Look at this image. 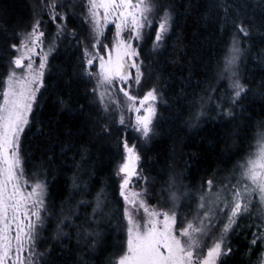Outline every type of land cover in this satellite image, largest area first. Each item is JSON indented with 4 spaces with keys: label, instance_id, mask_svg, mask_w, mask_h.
<instances>
[{
    "label": "snow or ice",
    "instance_id": "obj_1",
    "mask_svg": "<svg viewBox=\"0 0 264 264\" xmlns=\"http://www.w3.org/2000/svg\"><path fill=\"white\" fill-rule=\"evenodd\" d=\"M250 4L254 5L251 10ZM208 7L219 16L221 32L231 28V40L226 45L223 66L218 73V78L227 81V86L221 95H213L219 89L212 88L199 99L189 100L191 110L186 123L190 127L199 126L209 114L210 104L214 106L211 111L221 121L236 120V108L250 92L239 72L242 58L246 53L251 55L250 42L254 36L264 37V0H210ZM31 8L30 27L13 33L19 37L18 42L7 41L9 67L6 79L0 82V264H50L46 258L51 250L41 252L37 247L40 233L51 223L49 217L54 210L47 203V181L39 174L28 177L24 172L21 138L26 129L30 130L33 105L41 88H45L48 59L59 46L58 42L67 41L82 51L75 74L95 81L92 95L98 109L80 106L81 112L88 113L95 136L111 137L112 121L118 117V123L125 125L124 111H128L136 114L131 126L147 142L156 135L153 121L160 92L155 85L149 86L142 98L130 91L132 85L147 84L140 44L145 40V29H152L155 21L154 38L149 37L152 50L162 48L176 16L175 5L164 0H31ZM257 10L261 12L259 20ZM45 14L56 26L47 42ZM76 16L81 18L82 26H87V36L76 27H70ZM108 24L115 27L110 44L102 42L106 39L104 33ZM35 56L39 57L38 66L33 59ZM256 56L264 64V49ZM94 65H98V71L93 70ZM17 69L23 71L17 72ZM113 91L122 93L125 101H121L119 95L114 96ZM58 103L72 110L63 98H58ZM261 127L264 128V121ZM39 131L44 135L43 129ZM232 135L235 138L239 131ZM122 147L124 160L116 175L120 178L119 195L124 202L126 249L107 264H226V258L233 253L227 243L229 233L240 228L239 221L245 214L251 217L254 199L258 198L259 204L264 205V132L260 133L255 154L238 163L230 174L214 173L204 178L195 191L171 179L166 188L170 201L166 209L148 206L144 199L146 188L129 194L133 177L145 183L148 178L137 171L140 155L136 146H129L124 139ZM230 147L225 143V150ZM86 154L87 149H84L81 158ZM78 181L79 176L74 175V188H79ZM182 201L188 205L191 219L187 214L181 218ZM88 204L81 200L75 207L62 210L56 219V239H71L75 233L81 248L79 264H89L87 255L102 247L101 233L93 225H98L105 215L103 193L96 195L91 214H85L79 224L75 223L80 219L79 208ZM141 210L145 217L143 224L137 220ZM250 227L255 228L251 241L254 247L249 249L251 256L255 254L258 241L264 242V212ZM260 256L264 259V247Z\"/></svg>",
    "mask_w": 264,
    "mask_h": 264
},
{
    "label": "trees",
    "instance_id": "obj_2",
    "mask_svg": "<svg viewBox=\"0 0 264 264\" xmlns=\"http://www.w3.org/2000/svg\"><path fill=\"white\" fill-rule=\"evenodd\" d=\"M164 3L175 5L176 16L173 29L152 65L150 80L160 92L161 108L155 123L156 135L140 152V175L148 178L147 183L142 179L138 182L142 190L147 189L144 197L155 202L168 198L166 188L173 178L195 191L204 178L214 173L230 174L244 161L264 121V64L256 56L264 49V37L257 35L250 42L251 55L246 53L241 62L242 82L250 92L236 108V120L221 121L211 111L214 106L210 104L209 114L199 126H188L189 100L199 99L212 88L219 89L213 95H221L227 86L218 73L231 40V28L220 31L219 16L208 7L210 0H164ZM253 6L250 4L249 10ZM206 16L209 18L205 19ZM256 16L259 20V10ZM44 21L47 39L55 33V28L45 16ZM31 22V0H0V82L6 79L9 67L7 41L18 42L19 37L13 33L28 29ZM70 27L87 36L86 25L82 26L78 17ZM58 44L48 60L45 88L33 107L30 130L26 129L21 138L24 172L28 177L39 174L47 181V203L54 210L49 217L51 223L40 234L37 250H51L46 258L50 264H79L81 248L75 233L71 239H56V219L62 210L86 200L89 204L79 208L80 219L75 221L79 224L85 214H91L95 197L102 192L105 215L98 225H93L101 233L102 247L88 254L87 259L89 264H107L110 259L115 261L122 241L124 202L119 195L120 179L116 171L123 161L124 133L112 122L111 137L95 136L88 113L80 111L81 105L92 110L99 107L93 103L90 80L75 74L83 53L67 41ZM58 98H63L72 110L61 106ZM236 130L239 135L233 138ZM225 143L231 146L228 150ZM84 149L87 154L82 159ZM74 175L79 176V188L73 187ZM182 204L181 212L188 214V205ZM251 214V217L245 214L239 221L240 228L229 233L227 243L233 253L226 258V264H264L260 256L264 242L258 241L255 254L249 255V249L254 247L251 241L255 231L250 225L260 213L251 209Z\"/></svg>",
    "mask_w": 264,
    "mask_h": 264
},
{
    "label": "rangeland",
    "instance_id": "obj_3",
    "mask_svg": "<svg viewBox=\"0 0 264 264\" xmlns=\"http://www.w3.org/2000/svg\"><path fill=\"white\" fill-rule=\"evenodd\" d=\"M45 17L48 19L47 14H45ZM76 17H78L81 20V18L79 16H76ZM52 24H53V26L55 28V31H56L55 24L54 23H52ZM156 27H157V24L154 21L152 29H145V32H146L145 40L140 44L141 58L144 60L145 67L147 69V71L145 73V79L147 81V84H145L144 86H141V87H137L135 85H132V87L130 89V91H131V93L133 95H135L137 97H141V98L144 95V93L147 91V88L149 86H151V85H154L153 82H151V80H150V78L152 76V65L155 62L156 55L161 50V48L158 51L154 52L152 50V39H150L149 37H153L154 38L155 28ZM86 28H87V26H86ZM114 32H115L114 25L108 24L106 29H105V33H104L106 39H104L102 42L110 44L112 39H113ZM87 35H88V32H87ZM125 35H127V33H125ZM46 42H47V39H46ZM50 56H49V58H50ZM33 59L35 60L36 65L38 66L39 57L35 56V57H33ZM46 70H47V68H46ZM46 70H45V73H46ZM93 70L94 71H98V65H94L93 66ZM16 71L17 72H22L23 70L17 69ZM131 71L134 73L135 69H132ZM239 72H240V76H241V80H242L241 64H240ZM90 84H91V90H92V87L95 84V81L94 80H90ZM38 94H37V96H38ZM113 95L114 96L115 95H119V98L121 99V101H125V98L123 97L122 93H117V92L113 91ZM34 105H33V107H34ZM160 108H161V98L156 102V118L153 121L154 125H155L157 119L159 118V110H160ZM135 116H136V114L134 112L124 111L125 125H120L118 123V117H116L112 122L115 124V126L117 128H119V130H121V132L123 131V133H124V137L123 138L127 140L129 146H132V145L136 146V149H137V151H138V153L140 155L141 149L146 145V143L148 141L147 142L144 141L141 138L140 134L138 132H136L134 130V128L131 126V125H133L135 123ZM261 132H264V128L261 129L257 133V135L255 137V140H254V143L252 144V147L248 151V154H247V156L245 158H247L249 155L255 154V152L257 150V142L259 140V136H260ZM123 160H124V151H123ZM141 162L142 161H141V156H140V160H139V163H138V166H137V171H138L139 174L141 173ZM138 182H141V179H137L136 177H133L132 182H131V187L129 188V194L130 195H131L132 191H137V192L142 191L140 186H138ZM178 184H180V183H178ZM144 199H145L146 203L148 204V206L150 208H153V209H161V208H165L166 209L170 205V201H169L168 198L164 199L163 201H158V202L149 200L150 197L149 198H145L144 197ZM182 203H184V202L182 201ZM182 207H183V204H182ZM194 208H195V205L192 208L193 211H194ZM251 209L257 211L258 213H261V212H264V205H260L259 201H258V198H257V199H254L253 206H252ZM184 215L185 214L183 212H181V218ZM187 215H188V218L191 219V214L188 213ZM144 219H145V217H144V214H143V210H141L140 214L137 216V220H138L139 223L143 224ZM125 226H126V221L122 220V229H121L122 241H121V248L119 250V254H122V251L126 249L127 236H126V227ZM177 226L179 227V221H178V225ZM217 227H219V226H217ZM208 243H211V241L209 240Z\"/></svg>",
    "mask_w": 264,
    "mask_h": 264
}]
</instances>
